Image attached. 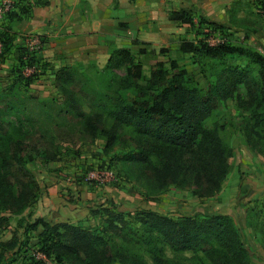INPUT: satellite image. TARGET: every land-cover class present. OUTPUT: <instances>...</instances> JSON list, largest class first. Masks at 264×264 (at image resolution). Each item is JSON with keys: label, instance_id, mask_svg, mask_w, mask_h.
<instances>
[{"label": "trees", "instance_id": "obj_1", "mask_svg": "<svg viewBox=\"0 0 264 264\" xmlns=\"http://www.w3.org/2000/svg\"><path fill=\"white\" fill-rule=\"evenodd\" d=\"M21 3L13 0L3 14L5 18L8 12L15 14V7ZM259 10L264 12V4ZM167 16L179 22L193 21L183 8H171ZM202 18L214 27L218 24ZM7 33H0V54L12 49L14 35ZM132 42L150 41L134 38ZM112 48L102 67L90 60L66 62L54 70V84L63 94L61 102L48 100L57 104L52 117L55 124L78 125L81 136L103 139L105 152L114 146L124 148L119 158L136 167L146 194L178 187L199 197L217 195L230 171L228 158L233 147L228 127L216 109L230 86L244 82L253 73L254 109L245 136L249 144L253 134L264 141V54L249 45L227 41L208 44L181 39L178 49L183 52L200 53L212 61L234 57L247 66L223 63L218 81L202 84L174 58L157 59L145 73L130 48ZM167 50L162 46L158 52ZM146 51L154 53L155 49H138L140 53ZM34 55L37 58V53ZM27 57L24 62L33 60ZM47 65L44 62L36 67L44 71ZM121 66L123 72L119 71ZM7 93L0 89V100ZM5 108L7 111L0 109V212L18 215L27 231L39 229L38 250L44 256L52 257L57 264H253L245 243L249 234L233 214L223 211L177 216L151 208L122 211L112 198H106L89 207L90 214L98 216L94 225L51 221L41 215L26 219L25 210L41 193L38 179L27 164L37 153L45 162L55 161L58 151L48 155L45 149L49 147L37 144L42 139L39 136L28 140L31 133L25 120L33 125L32 115L27 112L24 118L16 115L11 119L7 114L16 112L13 104L7 101ZM43 111L48 115L47 109ZM258 216L257 211L246 212L247 225L264 234ZM17 240L14 236L0 241V246H13ZM0 264L4 263L0 260Z\"/></svg>", "mask_w": 264, "mask_h": 264}, {"label": "rangeland", "instance_id": "obj_2", "mask_svg": "<svg viewBox=\"0 0 264 264\" xmlns=\"http://www.w3.org/2000/svg\"><path fill=\"white\" fill-rule=\"evenodd\" d=\"M261 3L263 5L264 0H205L204 2L201 0H166L165 9H186L193 21L190 23L174 21L177 24L173 26L171 33H168L171 35L162 34L165 38L157 37V42L150 41L141 44L133 43V39H131L123 47H128L135 53V60L141 62L145 73H149L151 64L157 59L174 58L202 84L209 80L217 82L218 77L222 74L223 63L246 66L244 60L225 57L212 61L200 53L179 50V40L190 39L197 43L208 44L227 41L237 45H249L264 54V12L259 10ZM30 6V4L22 2L18 6V10L27 12ZM4 15L0 17V33L6 31L8 32L7 36H11L13 26L20 22L22 16L18 12L15 14L8 12L10 20L7 21L8 17L5 18ZM202 17L216 21L217 26L214 27L205 22ZM24 35L28 37L29 34ZM21 36L23 35L21 34ZM162 46L168 48L167 52H158ZM140 47L153 48L155 52L140 53L138 52ZM40 48L32 47V44L26 43L20 44L17 49L12 48L6 53L1 52L0 89L4 88L10 93L1 98L0 109L6 110L5 104L9 101L10 104H13V110L16 112L7 114V117L14 119L16 115H19L24 118L28 112L35 119L33 121L35 126L25 120L26 127L31 133L28 140L31 139V136L34 140L39 136L42 139L37 144L39 147H49L45 149L48 151V155L51 152L56 154L58 151V159L55 161L45 162L40 153H37L35 158L27 164L41 183L40 174L43 170L60 173L65 178L67 177L65 181L69 184H66L65 189L56 192L60 197L54 207V211L59 212L58 218L67 217L68 221L94 225L98 216L90 214L89 207L95 206L99 202H105L106 198H112L117 203V209L122 211L151 208L172 216L199 212L213 213L227 210L228 207L222 208L223 204L226 206L237 202L245 204L248 202L245 197L254 190L257 193L256 204L254 206L247 204L245 211L251 214L253 211H257L258 221L263 222L264 230V141L253 134L249 144L245 136V127L251 123L254 109V89L251 88L254 84L253 73L248 75L244 82H237L230 86L226 97L220 101L216 109L217 116L228 127V136L233 147V153L228 158L230 171L223 183V191H220L223 193L222 196L221 193H218L213 197H199L192 195L186 188L178 187L146 194L147 188L143 184V179L137 178L136 167L130 163H123L119 158L125 150L124 148L114 146L105 152L103 150L104 140L101 138L90 140V138L81 136L78 133V125L69 126L62 122L58 125L55 124L52 117L57 104L48 102V100L53 98L57 102H61L63 94L54 84V69H51V72L36 67L44 62L49 64V62L40 61L35 57L34 54ZM111 49L113 48L109 49L107 55H101L99 58H74L69 59L68 62L71 64L78 61L87 63L91 60L96 63L97 67H102ZM25 56L33 57V60H28L26 63L24 62ZM119 71L123 72L124 67L121 66ZM86 72L90 75L93 74L91 69H86ZM222 79L223 77L219 78V81ZM81 91L85 92L84 88H80ZM43 109L49 111L48 115ZM79 181L86 185V190H91L86 198L83 196V188L78 190L77 187L73 189L70 186L71 183ZM81 182L78 185H81ZM105 185L111 187L112 195L104 191ZM42 205L44 206V204ZM77 205L79 208H86V214L82 212L77 216L72 215V207ZM28 211L31 212L30 215H26ZM36 213L33 204L25 210L23 215L26 219L31 220L37 216ZM2 215L5 218L0 219V241H6L14 236L18 238L13 246L9 244L4 245L6 247L0 246L2 263L57 264L52 257H46L38 250L37 233L39 229L27 231L24 229L23 222L18 221V215L0 212V217ZM246 232L250 237L247 239L245 237V243L251 250L252 263L257 264L254 261L257 258L255 253L258 251V245L264 248V234L253 231L251 227L247 228ZM245 235L246 233H244ZM254 236L259 237V240H254Z\"/></svg>", "mask_w": 264, "mask_h": 264}, {"label": "crops", "instance_id": "obj_3", "mask_svg": "<svg viewBox=\"0 0 264 264\" xmlns=\"http://www.w3.org/2000/svg\"><path fill=\"white\" fill-rule=\"evenodd\" d=\"M20 2L31 6L27 12H20L18 6L15 7V12L20 13L22 18L13 26L12 48L17 49L20 44H26L30 36H38L41 48L37 52V58L49 62L46 71L56 70L69 59L99 58L107 55L110 48L124 46L134 38L157 42V37L164 39L171 35L168 33L177 24L167 16L166 0H43L41 3L19 0ZM24 34L29 35L27 37ZM40 177L42 183L38 182L41 193L34 201L37 216H45L51 221L66 220L67 217L58 218L59 212H55L54 207L60 199L56 192L69 184L65 181L67 177L47 170H43ZM79 182H73L70 186L73 189L77 187L78 190L83 188V196L86 198L91 190H86L83 182L78 185ZM110 188L105 185L104 191L112 195ZM255 192L252 190L245 197L248 201L245 204L237 202L222 205V208L228 207L223 212L233 214L245 229L249 228L245 210L249 204H256ZM45 208L47 210L43 211ZM72 208V215L77 216L82 212L86 214V208H79L78 205ZM254 237V240H259L257 236ZM257 250L254 261L264 264L263 246L258 245Z\"/></svg>", "mask_w": 264, "mask_h": 264}, {"label": "built area", "instance_id": "obj_4", "mask_svg": "<svg viewBox=\"0 0 264 264\" xmlns=\"http://www.w3.org/2000/svg\"><path fill=\"white\" fill-rule=\"evenodd\" d=\"M12 4H13V0H1L0 1V17H2L3 14L12 7ZM27 43L32 44V47L41 46L40 38L38 36L30 37Z\"/></svg>", "mask_w": 264, "mask_h": 264}]
</instances>
